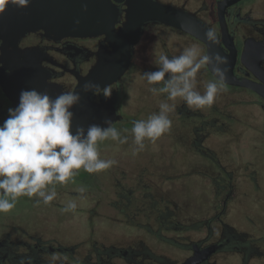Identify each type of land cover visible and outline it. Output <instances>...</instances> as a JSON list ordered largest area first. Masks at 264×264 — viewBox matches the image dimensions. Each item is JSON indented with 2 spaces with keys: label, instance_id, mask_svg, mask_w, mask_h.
<instances>
[{
  "label": "flooded vegetation",
  "instance_id": "1",
  "mask_svg": "<svg viewBox=\"0 0 264 264\" xmlns=\"http://www.w3.org/2000/svg\"><path fill=\"white\" fill-rule=\"evenodd\" d=\"M161 2V0H158ZM190 0L167 1L162 0L170 6L181 8L197 16L206 23L216 34L222 38L221 23L219 19L218 5L225 0H202L201 8L192 10L187 7ZM232 1V0H229ZM254 0H241L232 3L226 8L225 22L229 33L233 38V43L237 51V62L235 65V75L241 79L262 84L253 72L241 62V57L246 43L256 51L255 61H261L264 68V13L256 16L251 3ZM209 3V4H208ZM247 6V8H246ZM119 9V29L126 15L125 2L117 3ZM170 30L179 38H186L191 42L200 44L204 48V55H207L206 45L193 36L176 28L166 26L159 22H149L143 27L139 41L132 48L131 64L123 77L109 85L110 96L106 97L102 92L92 96L93 101H112L119 119L114 123V127L120 132H131L133 124L137 120H147L148 116L142 114L140 105H147L148 109L154 110L155 103L153 95L148 91L147 84H139L137 79L145 78L144 73L153 72L157 68H148L137 64L136 58L144 48L150 32L160 33ZM163 48L167 50L166 43L161 42ZM1 45V41H0ZM23 49L38 48L48 57L42 66L49 73V82L58 83L63 86L64 91H73L77 87V76L87 75L95 66L98 54L111 49L105 40V36L99 37H66L61 40L48 39L42 31L33 32L26 35L20 42ZM1 53V51H0ZM9 72V70H7ZM201 74L215 80L216 77L209 71L208 66L201 69ZM167 78V77H166ZM226 87L241 90L251 98L256 99L255 104L259 105L264 113V98L256 92L245 87H236L225 84ZM105 87V88H106ZM137 88V93L145 95L143 104L140 99L130 100L132 89ZM34 89V88H33ZM104 89V88H103ZM132 93V94H131ZM127 99V100H126ZM163 102L173 106L172 102L163 94ZM13 108V102L4 92L0 84V125L8 118L9 109ZM171 112L178 117L186 126L187 119L203 118L201 112L189 108L181 100L174 105ZM227 117H229L227 115ZM220 118H212L210 122L203 120L200 131L205 126L214 129L220 124ZM127 129L128 131H125ZM163 134L170 136V130ZM219 130V129H218ZM196 138L190 144L206 155L204 142L207 135H200L199 128L194 127ZM261 143L264 151V123L261 128ZM216 166V174L213 177V187L215 191L211 198L209 218H203L201 208L193 215L188 211L187 202L184 206L172 208V201L168 197L157 198L151 191L149 183L143 180L139 185H133V181L117 180L118 190L114 197L108 196L105 200L97 198L92 192L59 190L56 187L57 196L50 204L37 203L38 197L22 196L16 201L15 207L7 213H0V264H51L52 257L56 256L55 264H182L186 259L194 255V252L215 248L200 264H216L217 255L222 253L236 252L242 254L244 264H250L253 258L264 257L261 246L264 245V236L255 238L247 232V236L238 233L231 225L227 224L222 217L228 212V207L236 196L235 176L226 170L220 160L211 156ZM82 174V175H81ZM77 177L87 181V175L83 169L78 171ZM247 178L249 188L260 189V184L255 175ZM82 181V180H81ZM132 183V184H131ZM252 193L247 190V211L251 210V205H264V197L255 194L256 199L252 200ZM75 201L77 209L75 212H62V208L69 202ZM84 204L81 207L79 204ZM22 205V207H19ZM259 207V209H260ZM100 208V211H98ZM108 209L115 212L112 217L104 213ZM178 212L180 216L178 217ZM79 215L75 221V215ZM97 219H109L112 224L120 225L131 229L145 231L147 236H155L163 242L174 245L176 249L185 253L184 258L170 259L164 255L154 252L143 238L132 236L123 238L117 244L106 246L102 241L99 245L97 241L92 243L91 238L79 240L72 233V226L82 229L92 230ZM247 224L257 226L255 219L247 212ZM261 230V229H259ZM165 231H173L177 236L168 237L163 234ZM253 240V241H251Z\"/></svg>",
  "mask_w": 264,
  "mask_h": 264
},
{
  "label": "rangeland",
  "instance_id": "2",
  "mask_svg": "<svg viewBox=\"0 0 264 264\" xmlns=\"http://www.w3.org/2000/svg\"><path fill=\"white\" fill-rule=\"evenodd\" d=\"M201 6H203L202 0H190L187 5L192 10L201 8ZM250 7L253 8L256 16H261L264 13V0H254ZM148 34L152 37L148 38L146 44L143 45L144 48L137 55L136 63L150 69L157 68L154 63L155 56L152 54L154 48L156 55L166 54L169 58L181 54L185 48L191 46L197 47L201 55H204V48L200 44L186 38H179L170 30ZM161 42L166 43L167 50L163 48ZM200 72L201 70L197 74L196 90L203 92L204 84L213 80ZM137 80L140 85L146 84L145 78L141 77ZM132 93L133 96L130 95L128 101L138 99L139 102L140 99V104L147 101L144 94L137 93V88L132 89ZM162 96L163 93H158L153 97L156 105L154 110L148 109L147 105L145 107L140 105L143 108L142 114L149 117L158 113L160 105L164 103ZM181 100L177 98L175 101H171L173 107ZM255 102L256 99L251 98L244 91L225 86V90L218 93L213 105L201 109L191 108L201 112L203 118L187 119L186 126H183L185 123L171 113L173 108L169 113L172 125L170 136L162 135L155 143L145 140L143 151L133 156L132 151L135 145L132 133H120L122 137H127V143L121 144L109 139L98 144L100 158L115 160L117 161L115 165L98 173L84 171L87 175L86 182L83 179L79 180L76 175L64 185L58 184V189L79 192L80 189H84V191L92 192L97 198L105 200L108 196L114 197L115 192L119 191L117 180H122L123 177L130 181L134 179L133 185L137 186L140 184L139 181L143 180L150 184L151 191L157 198H170L173 209L175 206L180 208L184 206L183 202H187L191 215L201 208L200 211H203L205 220L212 213L210 202L215 191L212 181L216 174V166L211 156L213 157L214 154L215 159L220 160L226 170L235 176L234 183L238 189L236 196L229 204L228 212L222 218L238 233L247 236V232H249L255 238L264 236V205L262 204V207L257 204L251 205V210L247 211V190L254 192L252 200L256 199L255 194L264 197V151L261 143L264 113ZM217 116L220 118L218 127L211 129L205 126L204 130L200 131L203 120L210 122ZM195 126L199 128L198 134H208L204 142V148L208 149L204 150L206 155L197 152L190 144L196 138ZM250 175H255L258 179L260 189L249 188L247 178ZM79 205L85 206L81 203ZM114 212L113 209H108L104 214L112 217ZM247 212L252 219H255L257 226L247 224ZM78 219L79 215L77 214L75 221ZM95 222L96 224L90 231L72 226L75 238L79 240L91 238L92 243L97 241L99 245L106 240L104 244L109 246L121 242L123 238L137 236L140 239L143 238L156 254L164 255L172 260L185 256V253L176 249L174 245L171 246L153 235L147 236V233L140 229L114 225L109 219H97ZM163 234L168 237L178 235L173 231H165ZM261 249L264 252V245L261 246ZM216 264H244L243 256L236 252L222 253L217 255ZM250 264H264V257L253 258Z\"/></svg>",
  "mask_w": 264,
  "mask_h": 264
},
{
  "label": "clouds",
  "instance_id": "3",
  "mask_svg": "<svg viewBox=\"0 0 264 264\" xmlns=\"http://www.w3.org/2000/svg\"><path fill=\"white\" fill-rule=\"evenodd\" d=\"M29 3L30 0H0V13L9 5L24 8ZM205 38L210 43H218L217 34L211 28L205 32ZM152 54L158 70L143 75L153 95L163 93L170 101L180 98L189 108L201 109L213 105L218 93L225 90L223 66L227 60L218 54L214 58L201 55L195 46L171 58L166 54L156 55L155 48ZM206 65H214L216 79L204 84L200 92L196 90L197 74ZM84 91L110 96L108 87L101 89L92 82L84 85ZM79 100L80 95L71 90L55 98L36 89L24 90L18 106L9 109L8 118L0 125V213L12 210L22 196L38 197L37 203L50 204L57 196L55 186L67 183L80 169L98 173L117 163L101 159L98 151V144L109 139L127 143V137H122L111 121H106L107 128L92 125L85 130L80 127L73 134L70 109ZM172 109V105L162 103L158 113L134 122L131 129L135 145L133 156L143 151L145 140L155 143L169 130ZM76 209V202L69 201L62 212ZM56 259L53 256L51 264H55Z\"/></svg>",
  "mask_w": 264,
  "mask_h": 264
},
{
  "label": "water",
  "instance_id": "4",
  "mask_svg": "<svg viewBox=\"0 0 264 264\" xmlns=\"http://www.w3.org/2000/svg\"><path fill=\"white\" fill-rule=\"evenodd\" d=\"M236 1L241 0H225L218 5L222 30V38L217 35L218 43L206 40L205 32L210 27L197 16L158 0H30L24 8L9 5L0 13V84L13 102V108L18 106L24 90L34 88L55 98L64 89L61 84L48 81L49 73L42 66L48 59L47 55L38 48H21V40L39 31L52 40L105 36L111 49L98 54L95 66L87 75L77 76L74 92L80 95V100L70 111L73 112V134L80 127L85 130L92 125L107 128L109 124L106 121L114 124L119 119L112 101H93L95 92L84 91V85L92 82L103 89L119 81L129 69L132 48L139 41L143 27L149 22H159L203 42L208 56L214 58L218 54L226 58L227 64L223 66L226 70L225 84L249 88L264 98V68L261 61H255L256 51L247 43L241 62L263 83L238 78L234 72L237 51L225 22V11ZM121 2L127 6L126 15L123 25L117 29V3ZM208 69L215 76L214 65ZM214 251L215 248L196 250L182 264H200Z\"/></svg>",
  "mask_w": 264,
  "mask_h": 264
}]
</instances>
